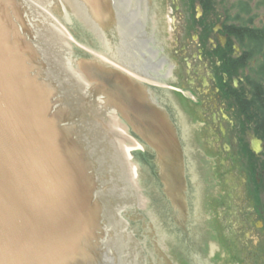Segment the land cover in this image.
I'll return each instance as SVG.
<instances>
[{"label":"water","instance_id":"water-1","mask_svg":"<svg viewBox=\"0 0 264 264\" xmlns=\"http://www.w3.org/2000/svg\"><path fill=\"white\" fill-rule=\"evenodd\" d=\"M33 1L0 0V264H142L120 215L135 202L131 150L155 152L154 172L183 211L175 126L151 88L109 59L116 48L99 13L112 12V0H69L103 52L76 62L81 75L70 67L77 78L56 33L41 49ZM49 24L71 47L63 23ZM221 256L214 264L225 263Z\"/></svg>","mask_w":264,"mask_h":264},{"label":"flooded vegetation","instance_id":"flooded-vegetation-1","mask_svg":"<svg viewBox=\"0 0 264 264\" xmlns=\"http://www.w3.org/2000/svg\"><path fill=\"white\" fill-rule=\"evenodd\" d=\"M36 1L41 49L56 33L67 71L79 76L70 67L103 53L76 16L86 14L69 0ZM166 2L188 15H165ZM237 2L239 15H230L231 0L225 15H215L218 0H112V12L99 13L108 15L101 19L116 48L109 59L151 88L183 152V211L154 172L155 152L145 144L133 152L135 202L120 215L141 244L142 264H214L221 250L227 264H264V14L249 17L246 0ZM52 19L73 37L71 47ZM167 26L176 32L169 47Z\"/></svg>","mask_w":264,"mask_h":264},{"label":"rangeland","instance_id":"rangeland-1","mask_svg":"<svg viewBox=\"0 0 264 264\" xmlns=\"http://www.w3.org/2000/svg\"><path fill=\"white\" fill-rule=\"evenodd\" d=\"M178 0H176L177 2ZM217 2V1H216ZM223 2L225 4V6L227 5L228 0H218V3H216L217 5V13H215V15H225L223 12ZM231 2H233V7L231 10V14L230 15H239L240 10H239V3L237 2V0H231ZM246 7H247V15L249 17H253L255 12L259 13H263L264 14V0H246ZM165 8H166V13L167 15H169L170 17H175L176 19L180 18L181 15H188L186 14L185 8L180 7L179 9H175L174 4L171 2H166L165 4ZM183 9V10H181ZM182 11V14L180 13ZM238 21L237 18H235V16L232 18V21ZM177 24V22H175V25ZM181 28V25L178 26ZM175 27L171 26L170 28V33H171V37L172 39L174 38L175 35V31H174ZM252 43H256L255 40L252 41ZM264 165V163H263ZM224 264H227V261H225Z\"/></svg>","mask_w":264,"mask_h":264}]
</instances>
